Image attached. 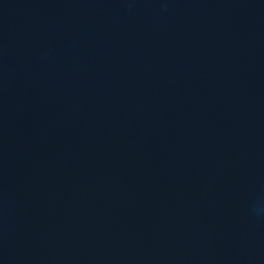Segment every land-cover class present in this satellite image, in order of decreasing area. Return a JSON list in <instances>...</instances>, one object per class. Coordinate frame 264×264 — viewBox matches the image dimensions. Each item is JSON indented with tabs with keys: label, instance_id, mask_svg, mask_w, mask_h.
<instances>
[{
	"label": "water",
	"instance_id": "95a60500",
	"mask_svg": "<svg viewBox=\"0 0 264 264\" xmlns=\"http://www.w3.org/2000/svg\"><path fill=\"white\" fill-rule=\"evenodd\" d=\"M0 264H264V0H0Z\"/></svg>",
	"mask_w": 264,
	"mask_h": 264
}]
</instances>
